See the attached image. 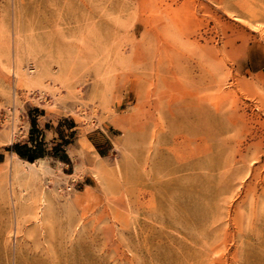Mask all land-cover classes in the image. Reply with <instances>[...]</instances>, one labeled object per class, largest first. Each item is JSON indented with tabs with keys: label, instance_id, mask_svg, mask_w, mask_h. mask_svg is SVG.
Returning a JSON list of instances; mask_svg holds the SVG:
<instances>
[{
	"label": "rangeland",
	"instance_id": "rangeland-1",
	"mask_svg": "<svg viewBox=\"0 0 264 264\" xmlns=\"http://www.w3.org/2000/svg\"><path fill=\"white\" fill-rule=\"evenodd\" d=\"M263 234L264 0H0V264H264Z\"/></svg>",
	"mask_w": 264,
	"mask_h": 264
},
{
	"label": "trees",
	"instance_id": "trees-1",
	"mask_svg": "<svg viewBox=\"0 0 264 264\" xmlns=\"http://www.w3.org/2000/svg\"><path fill=\"white\" fill-rule=\"evenodd\" d=\"M33 131H35V129L32 127L28 143H18L8 149V151L15 153L20 159L29 163H34L36 160L42 159L48 155L47 146L43 141L33 136ZM94 147L98 153L103 156L98 147L96 145H94ZM51 156L52 158L59 159L61 162L70 165L68 158L60 147L55 146Z\"/></svg>",
	"mask_w": 264,
	"mask_h": 264
},
{
	"label": "bare ground",
	"instance_id": "bare-ground-1",
	"mask_svg": "<svg viewBox=\"0 0 264 264\" xmlns=\"http://www.w3.org/2000/svg\"><path fill=\"white\" fill-rule=\"evenodd\" d=\"M201 110V109H200ZM169 111V113H171V111H170V109L168 110ZM184 111H186V110H184ZM194 112H198V110H191L190 111V113H194ZM162 115H164V112H162ZM163 117V116H162ZM159 120H160V118H159ZM163 125V124H162ZM197 128H201L202 127V125H198V126H196ZM158 130V129H157ZM162 130H163V128H162ZM161 130V131H162ZM169 136V135H168ZM194 136H196V134L194 135ZM157 137H158V135H157ZM160 137H161V135H160ZM159 137V138H160ZM180 137V136H179ZM167 138H169V137H167ZM194 138V137H193ZM201 139L204 141V138L203 137H201ZM163 140H165V139H163ZM171 140H174V139H171ZM187 140V139H186ZM168 141V140H167ZM185 142V141H184ZM183 142V144H185ZM165 143H166V141H165ZM170 144H172V143H170ZM163 145V144H162ZM173 145V144H172ZM163 151V150H162ZM165 151V150H164ZM163 151V152H164ZM170 152V151H169ZM204 153V152H203ZM166 154V153H165ZM168 154V153H167ZM17 157V156H16ZM99 157V156H98ZM161 158H162V156H160ZM167 158V157H166ZM164 159V158H163ZM258 159H260V157L259 156H256V157H254L252 160H258ZM21 163H24V164H27V165H29L30 167H35V165L33 164V163H29V162H27V161H25V160H22V159H18ZM162 160V159H161ZM232 160H234V157L232 158ZM40 161H42V160H40ZM163 161V160H162ZM182 162V161H181ZM164 163V162H163ZM234 163V162H233ZM201 165H199V167H198V169L199 170H211V171H215V172H217V178L219 179L220 178V175H219V171L221 170V168H222V166H221V163H220V159H219V157H215V156H206V159H204V161H202V163H200ZM42 165V164H41ZM39 166V170H42V166ZM17 167H18V164L16 163L15 165H14V169H15V171H16V169H17ZM253 167V166H252ZM250 169V168H249ZM247 171H248V169H246ZM251 172H253L252 174H251V178L253 177V178H256V174H255V172L256 171H254V170H251ZM212 174V173H211ZM213 175V174H212ZM206 176V175H205ZM211 176V175H210ZM211 178V177H210ZM251 178H249V179H251ZM209 179V178H208ZM253 181V180H252ZM244 184V183H243ZM248 185H250L249 183H247ZM243 187H246V186H243ZM247 188V187H246ZM216 189H218V188H216ZM244 191H245V189H244ZM247 191H249V187H248V190ZM186 194V193H185ZM169 200V199H168ZM171 200V199H170ZM202 201V200H201ZM42 202V201H41ZM205 202V201H204ZM204 202H203V204H204ZM213 203V202H212ZM217 203V202H216ZM42 204H44L43 205V207L41 208V216H43V213H44V209H45V201H43V203ZM207 204H208V202H207ZM237 204V203H236ZM205 205V204H204ZM213 205H215V204H213ZM216 205H218V204H216ZM232 205V204H231ZM224 206H226V205H224ZM169 207H172V206H169ZM216 207V206H215ZM227 207V206H226ZM229 207V206H228ZM233 207V206H232ZM231 207V208H232ZM230 208V207H229ZM169 209V208H168ZM209 209H211V208H207V210H209ZM234 209H235V207H234ZM204 210V209H203ZM231 210V209H230ZM216 211V210H215ZM227 211V210H226ZM169 212H170V209H169ZM206 212V211H205ZM205 212H203L204 214H205ZM210 212V211H209ZM39 213V212H38ZM173 213V212H172ZM194 213V212H193ZM211 213H213V212H211ZM174 214V213H173ZM196 215V214H195ZM212 215V214H211ZM179 216V215H178ZM183 216V215H182ZM186 216V215H185ZM209 216H210V214H209ZM215 216V215H214ZM213 215H212V217H214ZM201 217V216H200ZM211 217V216H210ZM216 217V216H215ZM180 218V217H179ZM187 218V217H186ZM192 218V217H191ZM202 218V217H201ZM206 218H207V215H206ZM198 219H200V218H198ZM203 219V218H202ZM211 220V223H213V222H215V220H216V218H210ZM38 220V219H37ZM178 220H180V219H178ZM181 220H182V218H181ZM195 220V219H194ZM204 221H206V219L204 218L203 219ZM208 220V219H207ZM41 221H43V218H41ZM193 221V220H192ZM201 221V220H200ZM209 221V222H210ZM199 223V222H198ZM201 223H203L202 221L200 222V224ZM185 224V223H184ZM38 225V224H37ZM183 225V224H182ZM183 226H185V225H183ZM42 228V227H41ZM36 229V228H35ZM187 230L189 229V227H187L186 228ZM192 230V229H191ZM8 232V231H7ZM11 234V233H10ZM264 235V234H263ZM263 237V236H262Z\"/></svg>",
	"mask_w": 264,
	"mask_h": 264
}]
</instances>
